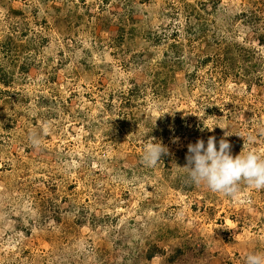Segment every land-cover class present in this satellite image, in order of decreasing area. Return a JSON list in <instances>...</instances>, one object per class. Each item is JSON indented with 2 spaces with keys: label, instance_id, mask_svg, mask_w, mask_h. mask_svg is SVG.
I'll use <instances>...</instances> for the list:
<instances>
[{
  "label": "rangeland",
  "instance_id": "obj_1",
  "mask_svg": "<svg viewBox=\"0 0 264 264\" xmlns=\"http://www.w3.org/2000/svg\"><path fill=\"white\" fill-rule=\"evenodd\" d=\"M210 137L264 157V0H0V264L264 253V189L188 176Z\"/></svg>",
  "mask_w": 264,
  "mask_h": 264
},
{
  "label": "clouds",
  "instance_id": "obj_2",
  "mask_svg": "<svg viewBox=\"0 0 264 264\" xmlns=\"http://www.w3.org/2000/svg\"><path fill=\"white\" fill-rule=\"evenodd\" d=\"M32 143L33 146H39L36 137H32ZM167 152L164 145L152 142L145 147L142 159L147 166H154L161 160L162 154ZM186 159L184 167L188 169V176L196 186L229 197L237 195L241 181L257 190L264 189V157L251 151L233 157L226 139L219 141V147L215 137H210L206 144L202 139L189 144ZM245 264H264V253H249Z\"/></svg>",
  "mask_w": 264,
  "mask_h": 264
}]
</instances>
